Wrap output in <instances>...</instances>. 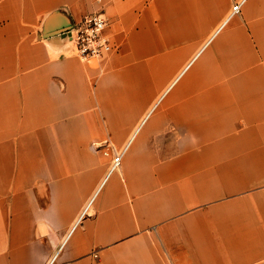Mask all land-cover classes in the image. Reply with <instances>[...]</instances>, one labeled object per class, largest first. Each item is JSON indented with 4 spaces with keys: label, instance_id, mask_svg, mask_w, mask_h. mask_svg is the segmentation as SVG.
I'll use <instances>...</instances> for the list:
<instances>
[{
    "label": "crops",
    "instance_id": "1",
    "mask_svg": "<svg viewBox=\"0 0 264 264\" xmlns=\"http://www.w3.org/2000/svg\"><path fill=\"white\" fill-rule=\"evenodd\" d=\"M236 1L0 0V264H264V0ZM96 11L86 62L57 32Z\"/></svg>",
    "mask_w": 264,
    "mask_h": 264
},
{
    "label": "built area",
    "instance_id": "2",
    "mask_svg": "<svg viewBox=\"0 0 264 264\" xmlns=\"http://www.w3.org/2000/svg\"><path fill=\"white\" fill-rule=\"evenodd\" d=\"M243 1H236L233 4L231 15L241 13ZM109 24V18L103 11L91 12L70 27L65 35L73 42L77 55L83 61L101 60L114 49L107 30ZM124 151L125 148L115 152L112 170L120 166ZM48 264H53V261Z\"/></svg>",
    "mask_w": 264,
    "mask_h": 264
},
{
    "label": "water",
    "instance_id": "3",
    "mask_svg": "<svg viewBox=\"0 0 264 264\" xmlns=\"http://www.w3.org/2000/svg\"><path fill=\"white\" fill-rule=\"evenodd\" d=\"M68 29L69 28H65V29H63V30H61V31H59V32H57L58 34H65L67 31H68Z\"/></svg>",
    "mask_w": 264,
    "mask_h": 264
},
{
    "label": "rangeland",
    "instance_id": "4",
    "mask_svg": "<svg viewBox=\"0 0 264 264\" xmlns=\"http://www.w3.org/2000/svg\"><path fill=\"white\" fill-rule=\"evenodd\" d=\"M196 59H197L198 62H199V61H202V60L204 59V55L200 56L199 58L197 57ZM96 61H97V60H96ZM197 61H195V63H196Z\"/></svg>",
    "mask_w": 264,
    "mask_h": 264
}]
</instances>
